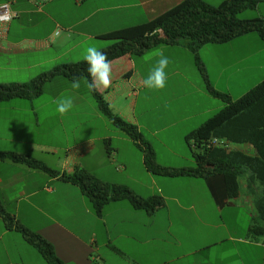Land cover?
Returning <instances> with one entry per match:
<instances>
[{
    "label": "crops",
    "instance_id": "crops-1",
    "mask_svg": "<svg viewBox=\"0 0 264 264\" xmlns=\"http://www.w3.org/2000/svg\"><path fill=\"white\" fill-rule=\"evenodd\" d=\"M185 1L0 0L16 15L0 34V83H29L61 64L82 61L89 45L101 50L120 39L137 37L147 32L155 19ZM204 1L217 5L223 0ZM254 10L258 13L255 17L264 18V1ZM208 48L206 51L212 49ZM160 51L170 63L167 86L159 92L174 90L176 83H188L176 59L188 62L192 52L182 44L163 45L143 55L113 60L112 86L99 92L115 114L138 127L159 165L191 168L195 165L193 146L185 136L214 113L216 108L206 102L216 97L206 91L202 81L196 88L202 99L191 103L163 99L157 105L143 101L137 116L141 94H153L154 90L142 86V80L156 64ZM258 54L263 55L264 49ZM246 60L232 65L238 74L244 72L240 67ZM228 70L222 69L220 77ZM258 70L264 72V65L259 64ZM71 82L64 77L48 81V86L61 87L48 101L40 99L44 91L33 99L0 101V151L27 154L22 146L32 153L37 148H46L53 155L65 151L64 157L57 159V176L0 161V201L9 213L42 235L65 264H264V236L251 230L264 225L257 195L243 183L237 197L226 199L213 195L204 178L151 173L142 145L102 115L89 99L91 92L84 79L79 89H73ZM61 96L73 99L70 112L64 116L43 113L45 107L56 111V100ZM53 119L55 125L50 123ZM177 125L183 127L179 136L168 133ZM40 128L65 144L39 143ZM103 128L105 135L99 134ZM172 140H177L176 146L171 145ZM100 141L105 143L103 151L96 147ZM77 169L102 182L127 186L144 198L159 195L165 204L148 213L135 209L127 200L111 201L99 217L81 189L61 178ZM0 264L47 262L18 231L7 229L0 217Z\"/></svg>",
    "mask_w": 264,
    "mask_h": 264
},
{
    "label": "trees",
    "instance_id": "trees-1",
    "mask_svg": "<svg viewBox=\"0 0 264 264\" xmlns=\"http://www.w3.org/2000/svg\"><path fill=\"white\" fill-rule=\"evenodd\" d=\"M262 1L223 0L212 5L204 0H187L151 22L147 32L131 39H120L101 49L113 61L129 55H143L163 45L182 44L189 48L203 76L206 91L224 103L215 115L185 136L187 143L193 146L195 166L171 168L159 165L153 149L143 140L138 127L115 114L101 92L91 94L102 115L115 128L142 145L145 165L151 173L204 178L213 195L226 199L237 197L244 183L252 195H257L256 202L264 218V78L242 96L233 99L231 95L212 86L198 54L205 45L224 44L252 32H256L264 43V18L239 17L245 11L256 9ZM145 33L151 35L146 38ZM86 68L84 60L64 63L29 83H0V101L39 97L51 79L57 76L69 81L73 77L83 79L88 76ZM5 160L24 164L52 176L59 175L58 171L28 154L0 151V161ZM61 178L81 189L99 217L111 201L127 200L135 209L148 213H154L165 204L159 195L141 197L127 186L102 182L83 169L63 174ZM0 217L7 229L18 231L28 244L39 251L47 264H65L42 235L21 224L4 208L1 201ZM251 230L264 236V225L253 226Z\"/></svg>",
    "mask_w": 264,
    "mask_h": 264
},
{
    "label": "rangeland",
    "instance_id": "rangeland-1",
    "mask_svg": "<svg viewBox=\"0 0 264 264\" xmlns=\"http://www.w3.org/2000/svg\"><path fill=\"white\" fill-rule=\"evenodd\" d=\"M216 1L217 0H215L214 2ZM257 14L258 13L256 10H248L240 14L239 17L241 19L254 18ZM208 47H211L212 49L206 51L207 49H209ZM261 48L264 49V43L261 41V39L259 38L256 32H252L243 35L241 37L235 38L234 40L230 41L228 44H224V46H220L216 44H213L212 46H206V48L200 49L198 54L200 60L204 64L206 73L208 75V78L212 86L215 85L219 87L220 92L227 93L231 95L233 99H236L242 96L250 88L255 86V84H257V82H260L261 78L264 77V72L258 70L259 64L264 65V54L263 55L258 54L259 51H261ZM189 57L190 59L188 58V62H186L187 59L185 58H182L181 60L176 59V64H181L182 75L184 76V78L187 80L188 83H186L185 81L181 83H176L173 86L174 90L168 92L164 91L160 93L159 91L154 90L152 95L145 97L144 94H141V96L139 97L138 107L136 109L137 116L140 117L141 106L143 104V101H145L148 105L150 104L157 105L163 99L185 101V102L188 101L190 103L202 99L201 96H199V93L196 92L197 91L196 88L199 87V83L201 84L202 81H203V86L205 87L203 76L201 75V73L199 72L198 68L195 65L194 56L190 54ZM243 58H248V60H246V63H244V65L240 67L244 69L243 70L244 72L243 73L240 72L238 74L236 72L237 67H233L232 65L233 64L237 65V63ZM222 69H227L229 72L228 71L225 72L224 76L220 77L221 76L220 72L222 71ZM231 73H233L232 77L230 79H227V75L229 76ZM57 77H62V76H57ZM43 91H44L43 96H41L40 99H42L41 101H48L53 98V95L60 93L61 87L60 86L52 87L46 85ZM167 93H169V95ZM64 95H68V93H65ZM88 97L91 101L95 103V105H97L93 96L90 93L88 94ZM206 104L207 106L209 104L210 106L208 107L210 108L211 107L216 108L214 113H212V115L206 117L209 119L222 108L224 103L219 98H211L207 100ZM50 112H56V111H54V109L51 107H45L43 109V113L50 114ZM50 123L51 125L52 123L53 125H55L56 120L53 119ZM184 126L189 127L191 126V124H185ZM42 129L43 128H40V134H37V138H40L38 139L39 143L47 142L49 144L58 145V146H61V144H65V141L61 139L48 137L46 135V131L42 132L41 131ZM57 130L60 131L59 129ZM182 130H183L182 125L179 126L177 125V127L168 130V133L174 136L175 135L179 136ZM58 131H56V133ZM96 132H98V130H96ZM88 133L89 131L87 130V134ZM30 134L29 136H31ZM99 134L102 135L106 134L104 128L102 129V131H100ZM170 142L171 145L173 144V146L177 145V140H172ZM96 145L98 149L101 148V151H103L102 149L105 148V143L103 141L96 142ZM20 148H22L21 150L24 151L26 150L28 152L27 154L30 155L31 157L39 161L45 162V164L48 167L53 168V170H57L59 168L56 167L57 159L59 156L62 155L64 157V153H65V151H58L59 155H57L58 153L56 155H53L52 152L48 151L46 148L34 149L32 153L31 151L32 149H30L27 146H22ZM115 165L117 164L115 163Z\"/></svg>",
    "mask_w": 264,
    "mask_h": 264
},
{
    "label": "clouds",
    "instance_id": "clouds-1",
    "mask_svg": "<svg viewBox=\"0 0 264 264\" xmlns=\"http://www.w3.org/2000/svg\"><path fill=\"white\" fill-rule=\"evenodd\" d=\"M147 38L149 33L144 34ZM159 59L150 69L148 75L142 80V86L149 90H162L167 86L166 69L170 63V59L164 55L162 51L158 52ZM83 60L87 64V77H83L84 83L89 92L100 91L101 89H109L112 86V61L107 55L94 45H89L83 53ZM80 77H73L71 87L73 89L80 88ZM74 107V101L71 97L62 96L56 100V112L61 116L66 115Z\"/></svg>",
    "mask_w": 264,
    "mask_h": 264
},
{
    "label": "built area",
    "instance_id": "built-area-1",
    "mask_svg": "<svg viewBox=\"0 0 264 264\" xmlns=\"http://www.w3.org/2000/svg\"><path fill=\"white\" fill-rule=\"evenodd\" d=\"M15 16V13L11 10L8 3L0 4V24L2 26L0 34L2 33L1 31L4 32L7 30V26Z\"/></svg>",
    "mask_w": 264,
    "mask_h": 264
}]
</instances>
